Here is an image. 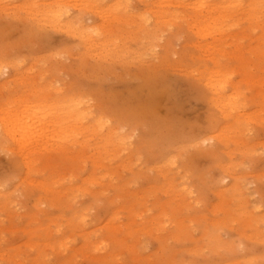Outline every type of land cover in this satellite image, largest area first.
Returning a JSON list of instances; mask_svg holds the SVG:
<instances>
[{"label":"rangeland","instance_id":"374dc122","mask_svg":"<svg viewBox=\"0 0 264 264\" xmlns=\"http://www.w3.org/2000/svg\"><path fill=\"white\" fill-rule=\"evenodd\" d=\"M3 65L0 264H264V0H0ZM74 101L98 126L27 172L4 114Z\"/></svg>","mask_w":264,"mask_h":264},{"label":"bare ground","instance_id":"6f19581e","mask_svg":"<svg viewBox=\"0 0 264 264\" xmlns=\"http://www.w3.org/2000/svg\"><path fill=\"white\" fill-rule=\"evenodd\" d=\"M212 8L215 9V7H212ZM212 8H210L208 11L212 10ZM204 11L205 10L200 11L201 16L205 15ZM59 12H61V11L59 10ZM48 14H50V13H48ZM58 15L59 14H57L56 16H58ZM61 15H62V13H61ZM56 16H55V14H54V16L51 14L50 17H56ZM223 16L224 15H219V16L210 17L207 19L201 18L200 21L202 23H194V25H196L195 27L197 28L198 32H202V33L204 32V34L211 32V31H215L217 28H219V26L224 25L223 20L221 19V17H223ZM45 17H46V15H45ZM56 21H58V20H55V22ZM68 22H70V21H68ZM74 23H76V22H74ZM61 24H62V22H61ZM67 24L71 25L70 23H67ZM71 26H73V24ZM74 26H75L74 27L75 29L74 28L73 29L75 30V32L78 31V29H79L80 32L78 31V33L84 34V37L87 38L85 41L88 40L87 43L89 44V47H91L90 41H92L93 39H88V38L92 37V34H91L92 32L89 30L90 29L89 26L84 25L83 23L81 24V21H77V24L76 25L74 24ZM76 27H77V30H76ZM6 68H8V66L3 65L2 69L0 70V73L2 74L4 71L3 69H6ZM210 70H212V69H210ZM214 73L215 72L211 71V73L208 76H206L205 84H207L206 86H208L210 92L213 95L212 98H213V101L215 102V105L220 106V109H222L224 111H226V110L230 111L233 109L234 110L238 109L239 108L238 96H233V95H230L231 93H229V94L227 93V90L229 87L228 78H226L225 74H223L222 72H221V74L217 73V75ZM222 74L225 76V78H223L224 76L222 77ZM54 103L51 105H45V104L44 105L41 104L38 106L34 105L35 108L33 106L34 109L32 108V110L30 109L32 107L31 106L29 108L31 111H29V112H28L29 109L27 107L21 108L20 111L18 112V114H21L20 116L19 115L17 116V112L16 113L7 112L4 114L5 115L4 121L5 122L3 123V126H1V128L3 127V129H2L3 133H5V135L11 139V141H13L14 145H16L15 149H17V150H15V151H16V153L19 154V156L21 155V157L23 158V162L26 166L27 172L30 170V167H31L30 160L28 158V156H29L28 152H30V150L36 149L37 146H39V145L43 146V144L49 143L50 139L53 140L52 142H54L53 143L54 145L57 144L58 147H62V149H63V145L67 142V140H68L67 143L69 145L70 144L73 145L76 142L78 143V141L76 139L78 134L81 135L84 132H86L87 130H91L96 125L98 126V124H99L98 120L93 121V119H92L93 117L90 116L89 111L80 109L78 101H76V102L74 101L73 103L71 102V104H67V106L65 104H62V103H57V104H56V102H54ZM26 108H27V111H26ZM4 112L5 111H2V113H4ZM88 122H90L89 125H88ZM79 127L80 128L84 127V129H86V130L81 131V130H79ZM108 133L107 134L113 138L112 135H114V133H116V132L110 130V132H108ZM64 135H66V136L63 137ZM67 136H68V138H66ZM64 138H66V139H64ZM112 138H109V140ZM113 139H115V138H113ZM118 139L121 141H118V140H115V142H112L111 140L110 141L115 146L118 145L117 142H119V143L121 142L119 144V145H121L123 143L122 138L119 137ZM110 145L112 146V144H110ZM49 146H51V145H49ZM65 147L66 146L64 145V148ZM226 175H228V174H226ZM54 180H52V181H54ZM49 183H51V182H49ZM49 183L46 181L47 185ZM52 183H54V182H52ZM44 184H45V182H44ZM47 185H45V186H47Z\"/></svg>","mask_w":264,"mask_h":264}]
</instances>
